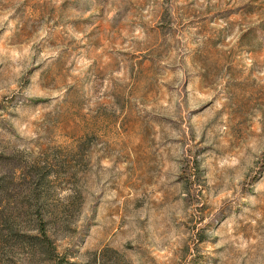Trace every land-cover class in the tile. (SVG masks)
<instances>
[{
  "label": "clouds",
  "instance_id": "1",
  "mask_svg": "<svg viewBox=\"0 0 264 264\" xmlns=\"http://www.w3.org/2000/svg\"><path fill=\"white\" fill-rule=\"evenodd\" d=\"M0 264H264V0H0Z\"/></svg>",
  "mask_w": 264,
  "mask_h": 264
}]
</instances>
